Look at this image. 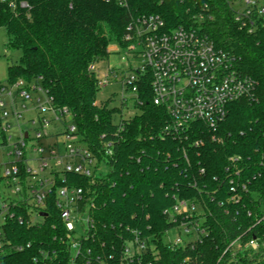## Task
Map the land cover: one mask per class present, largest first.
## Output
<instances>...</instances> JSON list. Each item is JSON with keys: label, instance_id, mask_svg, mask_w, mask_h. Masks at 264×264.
<instances>
[{"label": "trees", "instance_id": "16d2710c", "mask_svg": "<svg viewBox=\"0 0 264 264\" xmlns=\"http://www.w3.org/2000/svg\"><path fill=\"white\" fill-rule=\"evenodd\" d=\"M205 5L212 19L201 23L203 32L258 84L253 98L230 105L215 139L201 124L188 138L168 134L169 115L153 103L149 73L137 84L140 113L129 120L111 101L97 104L101 79L91 67L109 58L111 45L126 48L132 17L153 13L171 27L196 25ZM0 28L7 48L22 53L8 68L7 85L42 86L55 108L69 110L82 142L108 168L92 182L69 176L84 189L79 207L90 218L88 229L78 224L67 232L54 188L40 223L7 225L22 250L11 252L6 264H264V30L242 29L228 0H133L130 9L101 0H6ZM63 185L57 177L56 186ZM179 200L196 205L191 226L205 234L173 247L165 240L181 220L174 223L165 212ZM238 239L241 246H232ZM253 239L261 242L256 251L244 247Z\"/></svg>", "mask_w": 264, "mask_h": 264}, {"label": "built area", "instance_id": "2783aa9c", "mask_svg": "<svg viewBox=\"0 0 264 264\" xmlns=\"http://www.w3.org/2000/svg\"><path fill=\"white\" fill-rule=\"evenodd\" d=\"M61 1L73 5L79 0ZM101 1L130 9L133 0ZM228 1L242 29L250 34L264 30V0ZM10 7L15 8L13 3ZM208 11L205 5L195 15L196 25L178 27H171L159 14L145 13L132 17L126 29L124 41L127 45L123 51L141 60V66L123 81V87L135 94V100L138 82L149 73L153 103L167 111L170 122L165 130L174 137L188 138L196 125L201 124L215 139L219 125L229 114L230 105L253 98L258 87L257 81L240 69L236 57L217 48L203 32L201 23L212 19ZM91 70L96 72L95 66ZM110 75L117 77L110 68L105 80L100 81V87L109 83ZM38 93L46 95L45 101L36 97ZM29 112L35 117L27 118ZM25 121L30 129L22 127ZM116 123L122 125L121 121ZM13 129L16 130L14 140L9 135ZM119 130L120 127L110 133L117 134ZM0 147L8 149L10 158L8 164H0V264H6L7 256L14 250H22L9 239L7 225L12 221L29 225L40 223L45 218L42 214H46L54 188L57 189L56 206L67 232L75 233L78 224H83L85 229L90 227V218L82 217L79 207L84 189L72 184L69 176L92 182L107 167L104 163L100 166L82 142L69 110L55 108L42 86L25 80L0 85ZM112 147V142L105 144L107 156L113 155ZM57 177L62 178L65 185L57 187ZM195 211V204L179 200L165 214L174 223L180 217L181 224L174 229L179 235L184 230L189 236L193 230L200 237L205 231L191 226ZM168 243L173 247L187 245L180 237ZM241 244L238 239L232 246ZM260 245V240L253 239L244 247L256 251ZM140 248L144 249V245ZM73 250L80 253V244L76 241H73ZM131 251L129 247L127 252ZM73 264L76 263L73 261Z\"/></svg>", "mask_w": 264, "mask_h": 264}, {"label": "rangeland", "instance_id": "374dc122", "mask_svg": "<svg viewBox=\"0 0 264 264\" xmlns=\"http://www.w3.org/2000/svg\"><path fill=\"white\" fill-rule=\"evenodd\" d=\"M110 55L109 58L100 61L96 64V72L98 73L101 80H105L106 76L109 74V69H113L115 75H110L109 83L102 86L100 92L97 95V103L101 104L107 101H111L112 108H122V117L124 120H129L140 112L134 108V98L135 94L126 90L123 87V81L126 78H129L138 67L141 66V60L134 58L127 51L117 45L113 44L110 46ZM21 51L12 50L7 48V34L5 29L0 28V85L8 84V68L11 64L17 63L21 58ZM4 97V96H3ZM36 97H40L43 101L46 99V95L43 93L36 94ZM124 100L126 103L124 104ZM35 117V114L29 112L27 113V118ZM121 118L118 116L116 122H119ZM24 129H30V124L25 121L22 124ZM9 135L13 136V140L16 135V130L13 129L9 132ZM8 149L0 147V164L3 166L8 164L10 158L7 156ZM108 168H103L102 173L106 174ZM7 194V192H4ZM37 221H40V218H36ZM180 237L185 244L195 242L199 235L195 231H191L190 235L181 230L180 235L177 230H172L168 233L166 237V242L172 241ZM131 250L132 247L130 246Z\"/></svg>", "mask_w": 264, "mask_h": 264}, {"label": "water", "instance_id": "95a60500", "mask_svg": "<svg viewBox=\"0 0 264 264\" xmlns=\"http://www.w3.org/2000/svg\"><path fill=\"white\" fill-rule=\"evenodd\" d=\"M43 217H46V214H42Z\"/></svg>", "mask_w": 264, "mask_h": 264}]
</instances>
